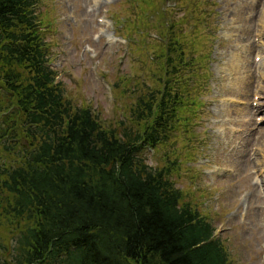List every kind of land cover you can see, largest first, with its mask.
Returning <instances> with one entry per match:
<instances>
[{
    "label": "trees",
    "instance_id": "obj_1",
    "mask_svg": "<svg viewBox=\"0 0 264 264\" xmlns=\"http://www.w3.org/2000/svg\"><path fill=\"white\" fill-rule=\"evenodd\" d=\"M165 1L135 0L142 22L122 25L129 38L132 28L142 36L155 16L162 42L146 49L153 68L135 87L128 123L108 129L66 97L51 67L40 1L0 0V226L12 235L0 249L7 264H235L213 220L184 203L171 179L175 168H152L144 158L179 130L192 95L182 82L201 63ZM125 84L114 88L126 92Z\"/></svg>",
    "mask_w": 264,
    "mask_h": 264
},
{
    "label": "rangeland",
    "instance_id": "obj_2",
    "mask_svg": "<svg viewBox=\"0 0 264 264\" xmlns=\"http://www.w3.org/2000/svg\"><path fill=\"white\" fill-rule=\"evenodd\" d=\"M206 2L216 16L189 18L187 8L173 14L197 60L207 55L196 74L205 106L183 108L175 138L144 158L154 168H175L171 179L184 203L213 220L235 264H264V0ZM135 6L131 0H40L52 66L66 97L91 109L108 129L128 123L135 87L148 81L153 68L146 49L157 45L154 32L146 45L120 37L118 21L142 22L143 12ZM215 19L214 38L206 23ZM240 78L249 83L245 89ZM117 82L126 83L127 91L116 90ZM9 235L10 229L0 226V242L9 245Z\"/></svg>",
    "mask_w": 264,
    "mask_h": 264
},
{
    "label": "bare ground",
    "instance_id": "obj_3",
    "mask_svg": "<svg viewBox=\"0 0 264 264\" xmlns=\"http://www.w3.org/2000/svg\"><path fill=\"white\" fill-rule=\"evenodd\" d=\"M246 30H248V29H244V30H242V32L244 33V32H246ZM262 65H264V61H263V63H262ZM252 69H253V66H252ZM259 75H261V71L259 72ZM249 76L247 75V78H248ZM261 78H263L264 79V75L263 76H261ZM241 79V80H240ZM239 79V82L241 81V84H243V89H245L247 86H249V83H246V81H242L244 78H240ZM252 79H253V81H254V76L252 77ZM248 81H251V78H249L248 79ZM244 144L246 145V143L249 141V138H244ZM239 143L241 144V142L239 141Z\"/></svg>",
    "mask_w": 264,
    "mask_h": 264
}]
</instances>
